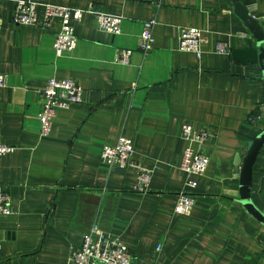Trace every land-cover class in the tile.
Listing matches in <instances>:
<instances>
[{
    "label": "crops",
    "instance_id": "0c3cea01",
    "mask_svg": "<svg viewBox=\"0 0 264 264\" xmlns=\"http://www.w3.org/2000/svg\"><path fill=\"white\" fill-rule=\"evenodd\" d=\"M121 15V32L98 27L85 13L74 22L75 49L57 56L60 21L43 28L13 22L16 0H0V142L15 150L0 160V193L14 214L0 218V264H71L73 250L95 224L121 239L135 264H264V224L248 212L237 155L264 130L252 122L264 103V71L254 34L232 0H32ZM264 16V0H242ZM154 20V48L140 47L144 23ZM264 26V19L262 20ZM203 31L202 53L178 49L180 30ZM225 44L226 52H219ZM132 49L130 63L116 54ZM71 78L83 102L59 108L40 134L41 91ZM184 122L207 129L210 156L188 215L175 212L185 188L180 168ZM120 136L134 142L133 159L152 170L150 188L133 190V168H110L103 146ZM252 201L264 212V149L253 168Z\"/></svg>",
    "mask_w": 264,
    "mask_h": 264
},
{
    "label": "built area",
    "instance_id": "2783aa9c",
    "mask_svg": "<svg viewBox=\"0 0 264 264\" xmlns=\"http://www.w3.org/2000/svg\"><path fill=\"white\" fill-rule=\"evenodd\" d=\"M37 3L32 0H16L13 22L17 25H36L43 28L52 26L54 20L60 21V27L55 34L53 47L57 56L72 52L77 44L74 22L80 21L89 12L96 16L98 27L106 32L119 34L124 19L121 15L106 12L73 8L66 5L45 3L43 13L38 14ZM264 19V16L263 18ZM154 20L144 23L140 36V47L148 53L153 50L155 38L153 35ZM2 20L0 18V29ZM203 31L197 27H183L180 30L178 49L194 52L198 56L202 53ZM219 52H226L225 44H219ZM132 49H123L116 56V62L130 63ZM7 84V76L0 73V86ZM43 104L38 115L40 134L47 136L51 133L53 121L59 108H68L73 104L83 102L84 89L74 79L50 78L43 90ZM252 122H264V103L258 105ZM180 136L187 142L184 148L180 168L186 174L185 188L177 195L175 212L188 215L195 203L198 187V177L202 176L210 163V156L203 145L209 137L207 129L196 130L193 124L184 122L180 128ZM15 150V146L0 142V160L2 156ZM134 142L127 136H120L117 142L103 146L101 159L110 168L125 170L128 167L136 172L137 181L133 190L145 193L150 188L152 170L133 159ZM12 199L6 192L0 193V218L12 216ZM71 264H135L134 256L126 244L118 237L103 231L97 224L84 234L81 246L73 250Z\"/></svg>",
    "mask_w": 264,
    "mask_h": 264
},
{
    "label": "water",
    "instance_id": "95a60500",
    "mask_svg": "<svg viewBox=\"0 0 264 264\" xmlns=\"http://www.w3.org/2000/svg\"><path fill=\"white\" fill-rule=\"evenodd\" d=\"M234 12L242 19L245 26L254 34L260 47L261 65L264 71V26L262 18L254 16L242 0H232ZM264 149V130L260 132L249 144L244 155H237L236 162L239 164V176L230 180L231 183L240 186V197L244 207L264 224V212L252 201L253 168L260 152Z\"/></svg>",
    "mask_w": 264,
    "mask_h": 264
},
{
    "label": "rangeland",
    "instance_id": "374dc122",
    "mask_svg": "<svg viewBox=\"0 0 264 264\" xmlns=\"http://www.w3.org/2000/svg\"><path fill=\"white\" fill-rule=\"evenodd\" d=\"M176 206V205H175Z\"/></svg>",
    "mask_w": 264,
    "mask_h": 264
}]
</instances>
